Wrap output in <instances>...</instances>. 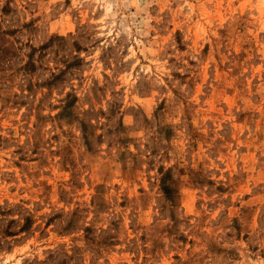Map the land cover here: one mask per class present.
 Wrapping results in <instances>:
<instances>
[{
  "label": "rangeland",
  "instance_id": "1",
  "mask_svg": "<svg viewBox=\"0 0 264 264\" xmlns=\"http://www.w3.org/2000/svg\"><path fill=\"white\" fill-rule=\"evenodd\" d=\"M0 264H264V0H0Z\"/></svg>",
  "mask_w": 264,
  "mask_h": 264
}]
</instances>
